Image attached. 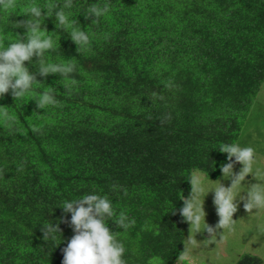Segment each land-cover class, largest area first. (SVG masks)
<instances>
[{
  "label": "trees",
  "instance_id": "obj_1",
  "mask_svg": "<svg viewBox=\"0 0 264 264\" xmlns=\"http://www.w3.org/2000/svg\"><path fill=\"white\" fill-rule=\"evenodd\" d=\"M63 3L0 9V43L23 38L30 5ZM93 3L108 11L85 18ZM65 11V26L41 18L54 44L44 55L73 72L37 75L22 99L0 96V264H61L74 232L59 205L90 192L113 201L112 219L132 221H106L126 264H173L192 172L220 175L219 148L237 140L264 79V0H71ZM79 28L83 48L68 33ZM44 92L57 102L41 109ZM49 222L57 245L43 238ZM236 264L263 262L244 254Z\"/></svg>",
  "mask_w": 264,
  "mask_h": 264
},
{
  "label": "clouds",
  "instance_id": "obj_2",
  "mask_svg": "<svg viewBox=\"0 0 264 264\" xmlns=\"http://www.w3.org/2000/svg\"><path fill=\"white\" fill-rule=\"evenodd\" d=\"M70 6L71 0H64L58 9L57 4H54L51 9H46L42 13V9L45 8H41L37 4L30 5L25 12L27 19L17 22L18 26L26 30L23 38L18 35L17 39L7 41L6 46L0 43V96L10 91L14 99H22L31 90L33 83L38 80L37 75L46 77L48 74L59 73L60 76H64L73 72L74 65L71 63H48L46 61L44 54L53 49L54 44L51 36L45 35L44 31L41 30V18L45 19L46 16L54 15L56 23L65 26L68 20L65 9ZM13 7H15V0H0V9L7 10ZM54 9L57 10L53 12ZM107 11V5L99 7L93 3L84 13V16L85 18L92 16L95 19ZM68 33L77 47L83 48L89 45V36L84 28L75 29ZM34 56L37 58L38 68L33 72L29 71L24 62L32 61ZM34 100L37 107L41 109L57 102L49 92L41 93ZM219 150L227 153V162L220 166V171L223 176L228 174L231 183L229 186L220 183L219 186L207 192H212V204L218 216V221L214 227L206 223L208 233L217 228L230 229L234 221L233 214L237 211L235 199L237 195L233 193V187L245 179L255 158V149L250 146L241 147L238 144L226 143ZM236 162L241 163L242 167L234 173L233 166ZM190 182L192 185L191 194L183 200L179 215L190 225L198 227L201 221V213H203L204 221L206 215L203 204L197 205L195 203L199 192L202 190V184L198 180L195 185L191 180ZM239 200L243 201L245 211L251 212L253 209L258 211L264 207V189L256 187L254 184L246 192V195L239 197ZM59 206H62L65 213H71L68 223L74 232V235L62 249L61 264H126L123 258L125 247L116 238L115 232L109 229L106 221L111 219L121 229L127 228L132 221L128 220L123 213L118 218L112 219L114 217L113 201L107 194L90 192L83 194L78 199L64 200ZM42 231L45 240L51 239L56 245L60 242L61 235L58 224L51 222L44 224ZM57 234L60 236L58 242ZM177 259L173 264L177 262Z\"/></svg>",
  "mask_w": 264,
  "mask_h": 264
},
{
  "label": "rangeland",
  "instance_id": "obj_3",
  "mask_svg": "<svg viewBox=\"0 0 264 264\" xmlns=\"http://www.w3.org/2000/svg\"><path fill=\"white\" fill-rule=\"evenodd\" d=\"M234 144L255 149L250 172L246 174L245 179L233 187V193L237 195L234 221L230 229L217 228L211 233L206 231L207 224L214 227L218 221L212 204V192H207L220 183L229 186L231 181L228 174L223 176L220 173L216 178H210L198 170L193 171V184L195 185L197 180L202 184V190L195 203L203 204L206 222L203 213L198 227L186 222L184 252L175 264H236L244 254L255 255L264 264V207L258 211L253 209L247 212L243 208V201L239 200V197L246 195L254 184L264 189V79L249 110L242 116V126ZM241 167L242 164L236 162L233 172H238ZM190 194L191 190L188 196Z\"/></svg>",
  "mask_w": 264,
  "mask_h": 264
}]
</instances>
